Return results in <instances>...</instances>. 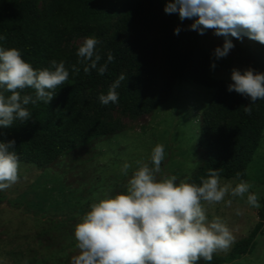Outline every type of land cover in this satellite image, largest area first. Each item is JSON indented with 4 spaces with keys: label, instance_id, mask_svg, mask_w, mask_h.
<instances>
[{
    "label": "trees",
    "instance_id": "trees-1",
    "mask_svg": "<svg viewBox=\"0 0 264 264\" xmlns=\"http://www.w3.org/2000/svg\"><path fill=\"white\" fill-rule=\"evenodd\" d=\"M0 0V47L16 48L36 70L51 67V61L65 62L68 80L55 90L49 104H29L31 118L0 128V140H15L20 162L40 170L69 157L71 166H87L99 154L96 145L122 131L107 120L106 113L119 106L132 115L149 113L172 95L178 81L194 82L216 91L199 119L197 165L186 182L200 184L208 170L221 169V178L246 179L254 153L264 136V100L244 107L249 99L229 92L225 81L209 75L211 57L202 44V35L188 30L191 20L180 21L178 14H166L167 0ZM180 27L179 35L174 29ZM130 29L136 42L130 40ZM146 29L157 35L148 40ZM95 36L101 43L99 64L115 57L104 75L93 69L84 72L77 51L63 41L67 36ZM241 64L264 73V45H238ZM76 65L80 71H72ZM99 66V65H98ZM123 73L126 79L117 88L119 102L102 105L100 94ZM6 96L11 93L5 92ZM22 94L34 95L26 89ZM0 195V202L6 200ZM258 221L249 234L239 239L227 254H214L206 264H226L252 252L258 235L264 234V197L259 200Z\"/></svg>",
    "mask_w": 264,
    "mask_h": 264
},
{
    "label": "clouds",
    "instance_id": "clouds-1",
    "mask_svg": "<svg viewBox=\"0 0 264 264\" xmlns=\"http://www.w3.org/2000/svg\"><path fill=\"white\" fill-rule=\"evenodd\" d=\"M163 10L178 14L180 21L191 20L188 30L200 35L211 30L215 36L223 37L222 46L213 51V70L215 60L227 57L235 47L233 38L242 42L247 37L264 45V0H167ZM180 31L177 27L174 34ZM100 43L95 36H89L78 47V63L85 64V73L95 69L104 75L108 64L115 60L109 52L106 63L99 64ZM72 71L78 73L80 69L72 65ZM68 78L64 61L52 60L50 68L36 70L22 58L20 50L0 47V128L28 121L32 114L26 106L40 101L49 104L55 90ZM230 78L227 90L249 99L244 110L251 115V104L264 100V73L251 67L243 71L233 68ZM125 79L121 73L107 94L99 95L102 105L119 102L117 88ZM26 89L34 90V95L22 94ZM5 92L11 94L6 96ZM165 155L164 145H155L151 166L136 161L139 166L128 180L126 191L90 205L74 228L79 254L72 257L71 264H199L230 250L236 240L233 231L220 217L210 221L205 204L224 202L229 195L243 198L247 194V204L260 208L258 195L250 192L252 185L243 179L234 187L230 182L222 183V170L212 168L200 184L177 182L175 175L158 178ZM131 167L125 162L122 174L127 176ZM19 170L15 140H0V190L19 182ZM240 176L237 172L236 177ZM226 203L231 206L232 201ZM236 214H241L239 209Z\"/></svg>",
    "mask_w": 264,
    "mask_h": 264
},
{
    "label": "rangeland",
    "instance_id": "rangeland-1",
    "mask_svg": "<svg viewBox=\"0 0 264 264\" xmlns=\"http://www.w3.org/2000/svg\"><path fill=\"white\" fill-rule=\"evenodd\" d=\"M46 1L38 0L37 6L42 7ZM146 35L152 40L157 34L146 29ZM86 37L67 36L63 45L76 52ZM130 40L136 42L133 29ZM252 42L247 37L242 42L233 38L235 47L227 57L215 60L216 68L210 66L209 75L231 81L233 68H249L240 63L237 46ZM202 44L212 64L213 51L222 46L223 37L209 30L202 35ZM215 91L202 84L178 81L167 102L152 112L132 115L119 106L112 107L105 118L120 125L122 131L98 142L99 154L87 166H71L69 157L45 170L20 162L19 182L0 190V195L7 198L0 202V264H71L72 257L79 254L75 225L92 203L126 191L128 180L139 166L136 161L151 166V151L157 144L164 145L166 153L158 178L175 175L177 182L186 181L197 165L199 119ZM125 162L132 166L127 176L121 171ZM239 180L221 178L222 183L230 182L233 187ZM243 180L252 185L250 192L259 200L264 197V136ZM205 209L210 221L220 217L227 224L235 242L247 236L258 221L259 208L247 204V194L243 198L226 196L224 202L205 204ZM199 264L206 263L201 260ZM226 264H264V234L257 236L252 252Z\"/></svg>",
    "mask_w": 264,
    "mask_h": 264
}]
</instances>
